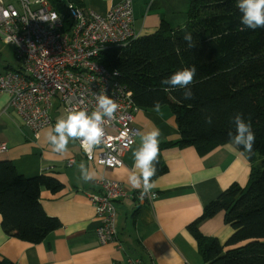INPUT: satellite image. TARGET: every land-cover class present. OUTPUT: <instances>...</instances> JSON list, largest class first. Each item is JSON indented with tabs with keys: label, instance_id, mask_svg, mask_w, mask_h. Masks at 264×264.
Segmentation results:
<instances>
[{
	"label": "trees",
	"instance_id": "obj_1",
	"mask_svg": "<svg viewBox=\"0 0 264 264\" xmlns=\"http://www.w3.org/2000/svg\"><path fill=\"white\" fill-rule=\"evenodd\" d=\"M65 1L84 8L82 0H48L63 12ZM237 0H189L186 22L173 28L162 21L159 29L131 41L126 47H111L99 62L118 73L119 83L133 94L137 107L154 110L153 102L169 107L180 134L177 142H160L157 172L152 181L167 173L161 153L165 149L192 147L205 156L228 143L236 113L250 119L256 136L254 153L249 156L251 174L246 188L235 183L209 203L202 216L188 226L196 239L203 264H264V28L242 29ZM67 27L70 26L66 21ZM191 32L196 48L187 49L183 36ZM197 66L190 87L194 99L184 100L180 88L164 89L161 81L172 73ZM211 115L213 124H205ZM260 166H255L257 157ZM53 194L64 189L55 177H25L10 161H0L1 227L10 238L33 245L43 243L61 222L46 214L41 191ZM223 212L233 229L223 245L204 237L199 225ZM0 264H13L1 259Z\"/></svg>",
	"mask_w": 264,
	"mask_h": 264
},
{
	"label": "crops",
	"instance_id": "obj_2",
	"mask_svg": "<svg viewBox=\"0 0 264 264\" xmlns=\"http://www.w3.org/2000/svg\"><path fill=\"white\" fill-rule=\"evenodd\" d=\"M82 1L85 9L106 14L122 0ZM188 9L189 0H133L135 30L142 37L155 33L162 21L173 28L181 27L186 22ZM16 67L14 49L0 40V72ZM9 103L10 96L0 93V144L7 145L0 161L12 162L25 177H55L64 189L56 194L46 189L41 191L40 201L46 214L61 222V228L41 244L8 237L1 227L0 215V260L13 264H127L133 255L146 264H203L197 241L188 226L232 184L246 188L249 183L251 163L234 144L220 146L205 156H200L192 147L165 149L161 158L168 171L152 181L154 198L147 204L136 197L115 204L119 240L125 251L115 244L102 245L96 235L100 222L89 195L101 192L98 185L101 179L118 181L131 195L140 190L132 187L128 179L134 164L133 151L140 145L141 133L153 128L161 131L160 142L179 140L171 110L169 107H161L159 112L140 109L135 114L140 136L126 153L124 166L107 169L88 162L77 140L69 141L66 154L52 150L47 132L54 128L58 117H66L57 99L52 101L53 124L41 130L38 137L23 124ZM81 162L96 172L94 180L86 183L80 179ZM198 227L204 237L217 239L223 245L233 233L225 223L223 212Z\"/></svg>",
	"mask_w": 264,
	"mask_h": 264
},
{
	"label": "built area",
	"instance_id": "obj_3",
	"mask_svg": "<svg viewBox=\"0 0 264 264\" xmlns=\"http://www.w3.org/2000/svg\"><path fill=\"white\" fill-rule=\"evenodd\" d=\"M134 22L133 0H122L106 14L70 3L58 12L48 0H0V40L14 49L18 64L0 72V93L10 96V108L38 137L53 124V99L65 115L72 108L91 113L96 95L103 91L119 106L115 118H105L104 138L91 154L77 142L88 162L122 168L126 153L140 136L135 126L139 108L132 92L119 83L118 73L107 69L99 58L111 47H126L140 38ZM6 151L7 145L0 144V154ZM98 185L101 192L89 195L100 222L96 235L100 244H115L125 251L115 204L134 197L147 204L154 196L151 191L141 196L142 188L135 195L128 194L121 183L109 179H101ZM127 264L146 263L132 255Z\"/></svg>",
	"mask_w": 264,
	"mask_h": 264
},
{
	"label": "clouds",
	"instance_id": "obj_4",
	"mask_svg": "<svg viewBox=\"0 0 264 264\" xmlns=\"http://www.w3.org/2000/svg\"><path fill=\"white\" fill-rule=\"evenodd\" d=\"M236 7L241 13L240 24L242 29L255 31L264 28V0H237ZM187 49L196 48V40L191 32H185L183 36ZM197 75V66L192 64L182 68L161 81L162 86H168L164 90L180 88L183 90L184 100L194 99V93L190 85ZM118 104L103 91L96 95V107L89 113L86 109L72 108L66 117L57 118L54 128L47 132V139L52 150L58 154L68 152L69 141L79 140L84 150L91 154L92 150L102 143L104 138L105 118L114 119L118 110ZM159 100L153 102V109L161 110ZM205 124L211 126L213 117H204ZM231 122L234 124V132H229V144L241 147L249 156L254 153L256 136L250 119H245L243 113H236ZM162 133L158 128L141 133L140 145L133 151V169L128 179L132 187L141 189V196L148 194L154 184L152 177L157 172L156 163L159 155V144ZM80 179L90 182L96 178V172L83 162L79 165ZM138 170V171H137Z\"/></svg>",
	"mask_w": 264,
	"mask_h": 264
},
{
	"label": "rangeland",
	"instance_id": "obj_5",
	"mask_svg": "<svg viewBox=\"0 0 264 264\" xmlns=\"http://www.w3.org/2000/svg\"><path fill=\"white\" fill-rule=\"evenodd\" d=\"M7 47H10V46H7ZM11 48V47H10ZM10 52V51H9ZM17 63V62H16ZM18 65V64H17ZM261 160H262V158L261 157H257L256 159H255V162H254V165L255 166H260V163H261Z\"/></svg>",
	"mask_w": 264,
	"mask_h": 264
},
{
	"label": "water",
	"instance_id": "obj_6",
	"mask_svg": "<svg viewBox=\"0 0 264 264\" xmlns=\"http://www.w3.org/2000/svg\"><path fill=\"white\" fill-rule=\"evenodd\" d=\"M65 4L67 5V4H68V2H67V1H65Z\"/></svg>",
	"mask_w": 264,
	"mask_h": 264
}]
</instances>
